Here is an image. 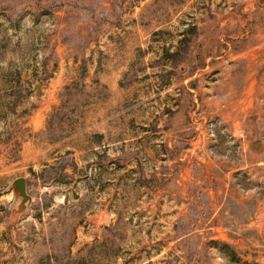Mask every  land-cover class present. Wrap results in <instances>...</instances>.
Listing matches in <instances>:
<instances>
[{
	"label": "rangeland",
	"instance_id": "obj_1",
	"mask_svg": "<svg viewBox=\"0 0 264 264\" xmlns=\"http://www.w3.org/2000/svg\"><path fill=\"white\" fill-rule=\"evenodd\" d=\"M0 264H264V0H0Z\"/></svg>",
	"mask_w": 264,
	"mask_h": 264
},
{
	"label": "water",
	"instance_id": "obj_2",
	"mask_svg": "<svg viewBox=\"0 0 264 264\" xmlns=\"http://www.w3.org/2000/svg\"><path fill=\"white\" fill-rule=\"evenodd\" d=\"M261 144H256L253 146L257 149ZM13 191L15 195L21 199V209H25L26 205L32 202V197L27 192V180L25 178H19L15 180L12 184Z\"/></svg>",
	"mask_w": 264,
	"mask_h": 264
}]
</instances>
